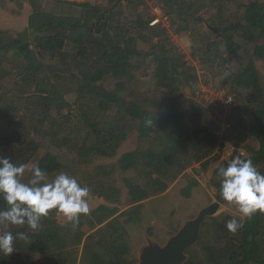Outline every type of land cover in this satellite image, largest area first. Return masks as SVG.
<instances>
[{
  "label": "trees",
  "instance_id": "obj_1",
  "mask_svg": "<svg viewBox=\"0 0 264 264\" xmlns=\"http://www.w3.org/2000/svg\"><path fill=\"white\" fill-rule=\"evenodd\" d=\"M154 1L170 17L178 36L197 25L194 19L208 6L216 9L213 19L201 21L215 27L221 38L213 37L203 47V64L205 59H221L212 52L220 42L226 55L221 61L227 64L244 45L264 39V3L257 0L238 4L242 12L233 21L224 16V10L237 0ZM28 2L27 27L13 34L0 30V156L16 165L39 166L53 178L67 170L58 153L70 150L88 165L89 158H113L129 134L136 132V149L122 154L117 165L123 174L135 171L142 181L124 180L130 205L125 211L100 205L82 216L75 228L69 222L58 223L53 211L42 219L38 231L26 226L3 229L14 234L23 231L28 239L16 240L10 256L0 254V264H136L127 227L141 226L142 202L164 195L187 169L198 164L207 172L218 164L210 185L222 203L226 202L219 195L217 173L228 162L221 160L218 149L227 142L234 149L242 146L248 153L242 159L250 158L264 174V87L255 64V59L264 61V43L254 45L242 67L226 78L224 85L238 104L231 118L232 133L219 142L200 117L181 107L183 86L176 78L193 84L195 71L171 46L167 29L149 26L143 0L68 3L78 8L76 16L48 13L37 0ZM78 29H84L89 40L84 36L75 42L67 39L68 33ZM32 33L52 36L31 42ZM139 43L145 52L139 51ZM138 57L142 59L135 64ZM144 65L153 84L134 95L126 83L136 81L135 73ZM106 79L114 81L113 90L100 84ZM67 97H74V107L65 101ZM64 109L68 113L61 117ZM69 112L77 114L73 118L80 127L66 124ZM148 119L150 126L145 125ZM197 186L198 181L190 179L181 196L188 199ZM94 193L107 204L119 203L120 193L114 186L99 185ZM5 207L0 198V209ZM232 218L205 220L196 243L201 253H194V246L189 248L184 264H264V214L243 220L237 234L225 226ZM150 231H146L149 236ZM29 253L40 256L42 262H29Z\"/></svg>",
  "mask_w": 264,
  "mask_h": 264
},
{
  "label": "rangeland",
  "instance_id": "obj_2",
  "mask_svg": "<svg viewBox=\"0 0 264 264\" xmlns=\"http://www.w3.org/2000/svg\"><path fill=\"white\" fill-rule=\"evenodd\" d=\"M37 1L41 4L43 10L48 13L69 16H76L78 13V8L69 6L67 2L62 3L60 2V0ZM84 1L79 3H83ZM143 1L146 4L147 12L150 16L153 12L152 4L155 3V1ZM251 1L254 0H237V3H230L228 6L229 8L224 10V16L229 21L237 19L242 12L238 8V4H247ZM257 1L259 3H264V0ZM88 2L92 4H99L100 0H89ZM30 13L31 9L28 0H0V30H6L11 34L22 32L27 27V21ZM215 13L216 9L212 6H208L206 11H204L199 17H202L203 19L208 21L215 17ZM213 37L215 36L207 29L206 24L199 22L197 25H192L188 32L181 33V35L179 36L177 35L176 39H174L173 41L169 39V42L185 61V59L189 58L191 54H199L201 56L203 47L205 45H210V40L214 39ZM220 39L221 38H219L218 40ZM263 43L264 39L261 41L255 40L251 44L244 45L242 47V50L232 56L231 60L227 64H223V62L221 61V59L226 58L225 51L222 50V47L224 48V44L220 42L217 47L214 46L212 52L214 53L216 51L217 54L220 55L221 59L216 58L215 61L209 62H206L205 59V62L203 64L208 73L210 81L217 88L224 89L226 93L233 97L228 86L226 87L224 85L223 76L225 75V71H229L230 74L231 72L239 70L242 67V61L245 60V58L251 56L253 46L261 45ZM178 46H181L180 49L182 51H178ZM138 49L140 52H145L146 47L142 46V44L139 43ZM141 59L142 57L135 58L134 63L138 64ZM255 64L259 72L260 82L264 87V61L255 59ZM147 73L148 72L145 65L143 67H140V70L135 73V76L137 78L136 81L131 84L126 83L128 92L132 91L134 95H139L143 90H145L146 86L150 85L152 87L153 80L151 77L146 76L148 75ZM227 76L225 78H227ZM215 80L218 81L217 84L215 83ZM100 84H102L109 91L114 89V81H112L111 79H106ZM182 96L183 98L180 101V105L183 109H185L187 108L186 98L189 96V89L186 86L182 87ZM65 101L71 104L72 107H74V97H67L65 98ZM157 101L158 99L156 100V102ZM237 104L238 102H235L234 107ZM72 111L76 112V109L73 108ZM67 113L68 109H64L61 113V117L66 116ZM69 114L70 119L66 122V124L69 125L73 123L74 125H77V127H80L76 123V121H74L75 118H73L77 114L71 112H69ZM61 117L57 116V118H59V121H61ZM136 137V132L130 133L127 140L121 145V147L117 151V154L113 158H89L88 165H85L81 161H79L75 154L71 153L70 150H68L67 152L64 151L58 153L60 156H62V163L67 169L66 171L62 172H66L69 175L74 176L82 186L86 185L90 188V211L100 205H107L109 207L115 206L118 207L121 211H125L130 208L124 180L126 178L132 179L134 183H137L142 181V179L141 177L137 176L135 171H130L126 174L121 173L117 165V160L122 154L136 149ZM248 142L254 148L257 147V144L254 140H249ZM234 150L235 149L232 146V142H227L224 145V148L221 147V149H218V151L221 153V160L228 161ZM237 150L241 158H245L248 156V153L243 149L242 146H240V148ZM217 165L218 164H214L208 169L207 172H202L200 170V166L198 164H195L185 172H183L173 183L169 185V188L167 190L169 191L168 193L160 197H153L142 202L143 210L141 226L133 224L127 227V234L131 247V255L136 260V263L138 261V254L140 249L146 244V231L148 229H151V236L148 235V237H150L151 240L155 243L163 246L166 243L167 239L173 234H176L186 221H190L195 218L203 208L214 202L219 203V208L216 216L206 218L205 220L209 221L210 218L219 219L224 215H231L239 218V213L236 207L228 204L227 202H220L216 197L217 192L210 185V181L212 180V171ZM31 166L33 165H30L29 169L31 168ZM30 175V170L26 171L23 178L24 182H27V180L30 178ZM190 179H195L196 181H198V186L192 190L191 196L186 199L181 196V190L187 185ZM103 184L105 186H114L119 190L120 200L118 204H107L102 198H99L94 193V190L96 188H99V185ZM56 220L60 224H64L65 222H67L63 216L58 214H56ZM85 231H87L86 228ZM192 250H195L194 253L196 252L197 255L201 253L196 245H194ZM78 254L80 256L81 251ZM186 255L188 256V254ZM27 258L31 263L42 262V258L35 253H29Z\"/></svg>",
  "mask_w": 264,
  "mask_h": 264
},
{
  "label": "clouds",
  "instance_id": "obj_3",
  "mask_svg": "<svg viewBox=\"0 0 264 264\" xmlns=\"http://www.w3.org/2000/svg\"><path fill=\"white\" fill-rule=\"evenodd\" d=\"M151 124V119L145 121L146 126ZM29 170L30 178L24 182V175ZM217 177L220 198L235 206L239 213V218L234 217L225 225L228 232L237 234L243 220L251 219L257 213L264 214V174L250 158L242 159L237 155L226 167L218 169ZM90 194L88 186H82L66 172L49 179L48 172L39 166L33 165L29 169L28 164L16 165L6 156H0V198L6 205L0 209V254L10 256L16 240L28 239L23 231L14 234L3 229L26 226L33 232L38 231L42 219L53 211L75 228L80 218L90 213Z\"/></svg>",
  "mask_w": 264,
  "mask_h": 264
},
{
  "label": "water",
  "instance_id": "obj_4",
  "mask_svg": "<svg viewBox=\"0 0 264 264\" xmlns=\"http://www.w3.org/2000/svg\"><path fill=\"white\" fill-rule=\"evenodd\" d=\"M202 17H197L194 21L201 22ZM207 29L215 36V39L220 38L218 30L215 27L207 26ZM52 33H32L31 42H34L36 38L51 37ZM81 36L89 40V36L84 29H78L73 33L66 35L70 41H77ZM95 42V40H92ZM229 74V71H225L223 76L224 83H226L225 77ZM178 83L182 86H186L189 89V96L186 98L187 109L190 113L200 117L204 125L211 128L214 132H220L221 128L215 119L210 115L207 108L197 102L193 98V86L187 84L180 78H176ZM239 155L238 150L235 149L233 154L229 157L228 163L233 157ZM219 208V203L214 202L203 208L198 215L190 221H186L176 234L170 236L163 246L155 243L147 236L146 244L142 246L138 254V261L136 264H184L188 260L186 250L196 245L199 240L201 226L206 218L216 216Z\"/></svg>",
  "mask_w": 264,
  "mask_h": 264
},
{
  "label": "built area",
  "instance_id": "obj_5",
  "mask_svg": "<svg viewBox=\"0 0 264 264\" xmlns=\"http://www.w3.org/2000/svg\"><path fill=\"white\" fill-rule=\"evenodd\" d=\"M153 12L150 15L149 26H161L167 29L169 39L173 41L177 34L175 29L171 26L170 17L166 15L161 8L153 3ZM181 46H178V51H182ZM185 62L194 69L196 80L193 83V98L207 108L210 115L219 124L221 131L214 132L219 141L224 134L232 133V116H234L233 97L226 93L224 89L217 88L208 76V73L201 61L199 54H191ZM229 156V154H228Z\"/></svg>",
  "mask_w": 264,
  "mask_h": 264
},
{
  "label": "crops",
  "instance_id": "obj_6",
  "mask_svg": "<svg viewBox=\"0 0 264 264\" xmlns=\"http://www.w3.org/2000/svg\"><path fill=\"white\" fill-rule=\"evenodd\" d=\"M82 1H84V0H62V1L60 0V2H62V3H65V2H67V3H69V2H71V3L78 2V3H79V2H82ZM85 1H89V0H85ZM85 1H84V2H85ZM222 50H224L223 47H222ZM224 51H225V50H224ZM217 80H218V79H217ZM217 80H215V83H216V84H217V82H218ZM168 192H169V191H167L166 193H168ZM166 193H165V194H166ZM165 194H164V195H165Z\"/></svg>",
  "mask_w": 264,
  "mask_h": 264
},
{
  "label": "flooded vegetation",
  "instance_id": "obj_7",
  "mask_svg": "<svg viewBox=\"0 0 264 264\" xmlns=\"http://www.w3.org/2000/svg\"><path fill=\"white\" fill-rule=\"evenodd\" d=\"M216 40V39H215Z\"/></svg>",
  "mask_w": 264,
  "mask_h": 264
}]
</instances>
